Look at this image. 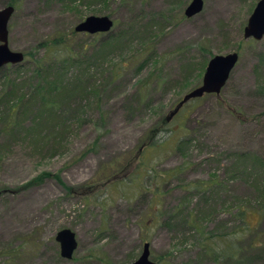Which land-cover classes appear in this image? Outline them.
I'll return each mask as SVG.
<instances>
[{
	"label": "rangeland",
	"instance_id": "rangeland-1",
	"mask_svg": "<svg viewBox=\"0 0 264 264\" xmlns=\"http://www.w3.org/2000/svg\"><path fill=\"white\" fill-rule=\"evenodd\" d=\"M17 1L9 48L32 64L0 75V264H132L146 243L159 264H236L225 256L240 248L264 264V39L244 37L260 0H203L192 18V0ZM90 16L115 25L75 32ZM233 52L220 95L167 118L209 59ZM35 62L69 79L56 110L37 96Z\"/></svg>",
	"mask_w": 264,
	"mask_h": 264
},
{
	"label": "water",
	"instance_id": "water-1",
	"mask_svg": "<svg viewBox=\"0 0 264 264\" xmlns=\"http://www.w3.org/2000/svg\"><path fill=\"white\" fill-rule=\"evenodd\" d=\"M204 7L203 0H192L187 6L185 15L187 18H192L200 13ZM15 10V6L13 5H9L0 10V70L9 65H22L26 60L23 52H15L9 48V22ZM114 25L115 22L109 16H90L76 26L75 32L91 35H97L98 33L106 34L113 29ZM245 27L244 37L246 39L254 38L258 41L264 39V0H260L257 3ZM209 61L200 87L191 90L182 98L176 110L168 117L169 119H172L191 100L200 99L211 94L219 96L222 89L227 85L233 72L232 70L239 62V54L233 52L228 55H216L209 59ZM56 240L61 244L62 257L69 260L73 259V254L78 247L76 233H73L69 229H63L57 235ZM132 264L159 263L151 260L150 244L146 243L141 256L138 260L132 262Z\"/></svg>",
	"mask_w": 264,
	"mask_h": 264
},
{
	"label": "trees",
	"instance_id": "trees-1",
	"mask_svg": "<svg viewBox=\"0 0 264 264\" xmlns=\"http://www.w3.org/2000/svg\"><path fill=\"white\" fill-rule=\"evenodd\" d=\"M66 1H69V2H71V3H73V4H75V2H78V1H80V0H66ZM83 1H85V3L86 2H88V1H91V0H83ZM100 1H103V2H108V0H100ZM18 3V1L17 0H13V1H11V2H9V4L10 5H13V6H15V4H17ZM113 40H114V38H110L108 41H102V42H100V44H103V45H105V46H107V47H109L111 44H112V42H113ZM66 44H67V40L66 39H64V38H61V39H55L52 43L50 42V43H48L47 44V46H49L51 49H53V48H60V47H66ZM25 55V58L27 57V56H30V55H26V54H24ZM25 62L27 63V64H32V62L31 61H27V58H26V60H25ZM147 61H144L143 62V64H145ZM36 63V68H37V75H38V78H37V80H38V88H37V91H38V95L37 96H39L40 97V99L42 100V101H44V102H46V101H50V103L49 104H46V106H44V108H45V111H47V110H56V107H58V105L56 104V103H53V101H52V99H51V96H54L52 93H56V95H57V93H60V94H58L57 96H61V94L62 93H67V90H66V83H67V81H69V79H65V76L63 75V74H56V75H48V76H46L45 74L46 73H48V72H50L51 73V71L49 70V68L47 67H45L44 65L42 66V64L39 62V63H37V62H35ZM67 63L68 64H70L71 66H73V67H76V59L75 58H73V59H71V58H69L68 60H67ZM203 67H205V64H203V66H202V68ZM50 68H52V69H55V68H53V67H50ZM77 68V67H76ZM4 71H7V68H1V70H0V75H1V73H3ZM21 71V70H20ZM82 74H83V72H82ZM67 80V81H66ZM144 82H146V81H144ZM46 90H48V95L47 96H45V94H43V92L45 91L46 92ZM48 98V99H47ZM143 100H144V98H143ZM181 101V100H180ZM179 101V102H180ZM179 102H178V104H179ZM21 105H16V107H17V109H13L12 111H11V114H12V120L14 121L15 119H17V117H19V115L17 114V111L19 110V107H20ZM55 108V109H54ZM58 109V108H57ZM172 113V112H171ZM15 117V118H14ZM14 118V119H13ZM168 118V117H167ZM10 125H13V123H9ZM163 124L164 125H167V120L165 121V122H163ZM14 126V125H13ZM161 131H163V128L161 127L160 128V130H159V128H157V129H155L154 131H152V133H151V139H153L154 137L156 138V136L158 135V133H160ZM236 240H238V239H236ZM239 241V240H238ZM254 245V244H253ZM252 244L250 245H248L249 246V249H247V251H249V253L251 252V250L252 249H256V247H254ZM209 248V247H208ZM207 248V249H208ZM209 250L210 249H208V252H209ZM244 251V253H245V250H243V249H238L237 250V252H233V253H231V255L229 254V255H227V256H225V257H227L228 259L230 258H234L235 260H236V264H243L244 263V260L242 259V258H238L239 256H240V253L241 252H243ZM246 251V252H247ZM211 255V254H210ZM214 254L212 253V256H213ZM224 255H226V254H224ZM230 259H229V261H230ZM251 259L252 260H255V258H252L251 257ZM251 259H249V260H251ZM214 260H216L217 262H218V260H220L219 259V257H217L216 256V258L214 259ZM232 260V259H231Z\"/></svg>",
	"mask_w": 264,
	"mask_h": 264
}]
</instances>
